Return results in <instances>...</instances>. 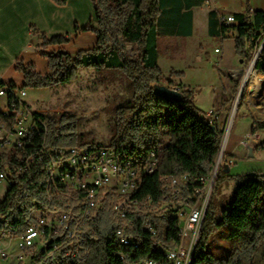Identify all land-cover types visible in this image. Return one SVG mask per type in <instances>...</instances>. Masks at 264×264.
I'll use <instances>...</instances> for the list:
<instances>
[{
    "label": "trees",
    "instance_id": "16d2710c",
    "mask_svg": "<svg viewBox=\"0 0 264 264\" xmlns=\"http://www.w3.org/2000/svg\"><path fill=\"white\" fill-rule=\"evenodd\" d=\"M58 6H65L69 0H52ZM95 6L98 28L88 26L98 36L97 47L70 55L61 50L47 53L49 46L66 45L69 39L64 36L48 38L42 34L40 54L49 63V73L39 74L34 66L19 62L17 71L24 75V88L47 89L66 86L75 81L81 68L96 72L120 73L131 90L128 104L119 105L115 110V123L109 146L120 151L146 152L157 150L159 166L157 172L148 178L140 195L152 196L156 202L162 198L160 180L164 176L180 178L191 175L195 187L197 178L211 175L223 142L224 129L216 124L214 129L208 124L205 114L196 107L195 95L182 83L168 80L170 88H178L182 93L179 102L159 98L155 87L163 85L165 74L159 66V29L163 18L168 15L179 20L185 4L188 13L185 17L184 36L191 35V8L195 0H92ZM185 2V4H184ZM236 54L250 61L257 44L263 39L264 13L251 16H235ZM32 31L35 32L34 26ZM229 28L221 26V34ZM136 47V55L130 56L127 44ZM256 70L264 76V49L256 63ZM180 76L172 72L169 77ZM14 86L13 83H11ZM0 77V87L6 86ZM238 87V86H235ZM48 121V143L58 147H89L79 132L80 124L75 115L60 114L53 117L36 114ZM1 119H8L1 115ZM264 131V122L254 121L252 133ZM41 137L38 138L40 140ZM264 150V143L258 147ZM221 180L216 183L210 208L203 224L202 238L195 250L192 264H264V175H247L238 184L234 199L227 209L218 211L213 203L214 194ZM192 188V186H191ZM24 202L22 188L9 191L0 203V211L9 208L19 210ZM181 223L178 219L169 221V233L176 238ZM110 213H104L93 220L87 230L90 256L87 264H120L112 247L114 234ZM217 233L219 240L227 243V251L221 254L218 241L206 251L207 243ZM150 238L146 235L135 257L157 258L161 252H153ZM116 249H129L119 248Z\"/></svg>",
    "mask_w": 264,
    "mask_h": 264
},
{
    "label": "built area",
    "instance_id": "2783aa9c",
    "mask_svg": "<svg viewBox=\"0 0 264 264\" xmlns=\"http://www.w3.org/2000/svg\"><path fill=\"white\" fill-rule=\"evenodd\" d=\"M219 21L229 28L223 37L236 36L239 23L234 15H221ZM263 44L264 32L253 51L252 66L260 58ZM26 96L24 87L11 83L0 87V102L7 100L0 112V186L7 184V195L20 186L24 199L19 210L0 211V262L12 257L17 264H87L90 223L110 213L112 247L120 264H163L165 260L187 264L201 242L213 197L212 173L201 177L204 189H195L191 175L173 176L166 182L171 184V192L165 194V209L144 199V208L131 210V197H139V190L157 172V150L117 152L110 146H53L47 140L48 121L36 116L43 113L33 111ZM208 118L215 125L219 122L214 109ZM7 157H16L19 168H10ZM51 176H58V183H51ZM63 176H70L69 184H62ZM169 213L184 220V243H174ZM145 235L154 238L159 247H167L169 258L135 257L136 252L130 249H116V240L137 238L141 242Z\"/></svg>",
    "mask_w": 264,
    "mask_h": 264
},
{
    "label": "rangeland",
    "instance_id": "374dc122",
    "mask_svg": "<svg viewBox=\"0 0 264 264\" xmlns=\"http://www.w3.org/2000/svg\"><path fill=\"white\" fill-rule=\"evenodd\" d=\"M198 41L203 44V49H192L189 44ZM126 44L129 55L135 56L136 47L131 43ZM224 44L226 43L217 38L176 39L170 45L160 39V67L166 78L163 85L168 86V80L171 79L175 84L182 83L190 87L195 95V105L202 114L214 106H225V115H217L218 124L224 129V136L219 153L221 155H218L212 171L215 177L213 193L221 173V180L213 198L218 211L229 207L238 184L247 175H264V150H258L264 143V131L252 133L255 120L264 122V87L259 91L254 90L253 74L262 79L264 76L256 68L253 74L250 73L253 57L247 61L236 54L229 63L224 64L221 55L215 53ZM229 44L233 46L234 40ZM232 68L235 69L233 77ZM223 71L227 74L225 79L230 81L225 83L227 96L223 100L226 102L222 101L223 89H219L221 79H224ZM172 72L179 73L180 76L169 77ZM24 89L27 93L25 100L30 103L33 111L50 117L60 114L77 116L82 141L88 146H109L115 123V110L119 105L128 104L131 98V90L120 73L96 72L94 69L84 68L79 69L77 79L69 85ZM216 97L218 98L215 102ZM6 104V99L0 102V112L5 109ZM233 110L235 116L230 122ZM250 150L253 157H249ZM7 191V184H1L0 202L6 197ZM216 241L219 243V252L226 253L227 243L220 241L217 233L207 243L206 251ZM0 264H17V261L11 257L2 260Z\"/></svg>",
    "mask_w": 264,
    "mask_h": 264
},
{
    "label": "crops",
    "instance_id": "0c3cea01",
    "mask_svg": "<svg viewBox=\"0 0 264 264\" xmlns=\"http://www.w3.org/2000/svg\"><path fill=\"white\" fill-rule=\"evenodd\" d=\"M191 12V35H182L185 28V17L188 13L185 4L178 21L168 15L163 18L159 29V40L163 39L170 45L172 40H182L183 38L190 40L194 38L220 39L227 46L226 44L222 45L221 48L216 49L220 52L215 50V53L221 55V61L225 64L236 56L235 41L232 46L229 42L234 39L222 36L219 16L247 17L257 12L264 13V0H195ZM32 26H34L35 32L32 31ZM88 26L98 28L92 0H69L65 6H58L52 0H0L1 79L6 83L24 87V75L17 71L19 62L26 66H34L39 74L46 75L49 72L48 60L41 56L39 49L43 43L42 34H46L48 38L64 36L69 39V43L66 45L49 46L46 50L47 53L64 50L75 56L79 52L95 49L98 44V36L91 31H85ZM189 45L192 49L202 50L204 47L199 41ZM161 53L160 48L159 66ZM234 70L232 68V77ZM226 75L224 74V79H221L219 88L224 91L223 102H226L223 99L227 96L225 83L230 82L225 79ZM183 86L191 89L184 84ZM217 98H215V102ZM28 104L30 105V103ZM224 107L214 106L209 109L205 113L206 118L208 119V112L212 109H217V115L223 117L225 115Z\"/></svg>",
    "mask_w": 264,
    "mask_h": 264
},
{
    "label": "bare ground",
    "instance_id": "6f19581e",
    "mask_svg": "<svg viewBox=\"0 0 264 264\" xmlns=\"http://www.w3.org/2000/svg\"><path fill=\"white\" fill-rule=\"evenodd\" d=\"M254 72V66H252V69L250 70V73L253 74ZM254 75V87L255 91H259L262 87H264V79ZM210 125L215 126V123L211 120L208 121ZM155 151V150H151ZM7 164L10 165V168H19V160L16 159V157H7ZM158 167V166H157ZM167 180H173V176H164L160 180L161 185V192H162V198L160 201L156 202L152 196L144 197L140 195L139 190V197H131L130 200V209L131 210H140L141 208H144V199H146V202H154V206H157V209H165L166 206V193L171 192V184H166ZM197 183V186L195 189H204V181L203 178H197L195 180ZM51 183H58V176H51ZM70 183V176H63L62 177V184H69ZM171 219H178L181 223L179 230L177 231L176 238H174V243H184L185 242V227H184V220L180 216H178L177 213H169L168 214V222ZM150 246L153 249V252H161L163 255L159 258H169V250H167V247H159L158 244H156L154 238H150ZM116 246L119 248H129L133 250H137L141 248V242L140 240H137V238H126L123 240H116ZM195 250L191 252L189 256V260H187V264H192L193 257H194ZM163 264H173V260H165V263Z\"/></svg>",
    "mask_w": 264,
    "mask_h": 264
},
{
    "label": "water",
    "instance_id": "95a60500",
    "mask_svg": "<svg viewBox=\"0 0 264 264\" xmlns=\"http://www.w3.org/2000/svg\"><path fill=\"white\" fill-rule=\"evenodd\" d=\"M264 48V44L262 46V49ZM243 62V60H242ZM254 68L256 67V63L253 64ZM243 89V86L242 88ZM155 94L157 97L168 100V101H173V102H179L182 98V93L178 88H170L165 85H158L155 87ZM235 110V109H234ZM233 110V114L231 115L230 122L232 121L233 117L235 116ZM208 124H210L208 122ZM211 127L214 129L215 127L211 125ZM221 154H219L220 156ZM249 157H253L252 150H250ZM220 160V159H219Z\"/></svg>",
    "mask_w": 264,
    "mask_h": 264
}]
</instances>
